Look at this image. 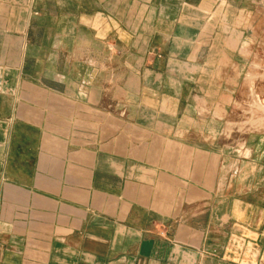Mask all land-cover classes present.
<instances>
[{
    "label": "crops",
    "instance_id": "0c3cea01",
    "mask_svg": "<svg viewBox=\"0 0 264 264\" xmlns=\"http://www.w3.org/2000/svg\"><path fill=\"white\" fill-rule=\"evenodd\" d=\"M259 64L264 0H0V264H264Z\"/></svg>",
    "mask_w": 264,
    "mask_h": 264
},
{
    "label": "rangeland",
    "instance_id": "374dc122",
    "mask_svg": "<svg viewBox=\"0 0 264 264\" xmlns=\"http://www.w3.org/2000/svg\"><path fill=\"white\" fill-rule=\"evenodd\" d=\"M264 66L255 65V75L245 78L252 84L253 91L244 95L238 102L239 110L243 112L242 123L238 126L229 125L227 132L232 134L237 128L239 136L246 135L251 130L264 129Z\"/></svg>",
    "mask_w": 264,
    "mask_h": 264
},
{
    "label": "bare ground",
    "instance_id": "6f19581e",
    "mask_svg": "<svg viewBox=\"0 0 264 264\" xmlns=\"http://www.w3.org/2000/svg\"><path fill=\"white\" fill-rule=\"evenodd\" d=\"M264 69V68H263ZM251 83V82H250Z\"/></svg>",
    "mask_w": 264,
    "mask_h": 264
}]
</instances>
